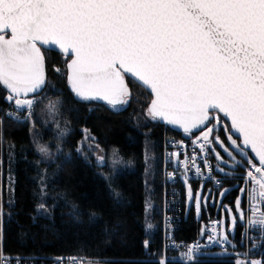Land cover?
Returning a JSON list of instances; mask_svg holds the SVG:
<instances>
[{
  "label": "snow or ice",
  "instance_id": "snow-or-ice-1",
  "mask_svg": "<svg viewBox=\"0 0 264 264\" xmlns=\"http://www.w3.org/2000/svg\"><path fill=\"white\" fill-rule=\"evenodd\" d=\"M43 46L58 49L68 61L67 82L78 100L103 101L114 110L126 105L127 75L150 91L147 113L153 120L189 136L198 131L193 145L201 153L207 155L215 143L233 168L246 165L242 179L252 187L239 191L249 202L248 222L264 226V0H0V86L14 105L10 117L33 115L46 82ZM59 103L49 101L48 112L54 114ZM218 125L227 146L213 135ZM65 135L67 130L59 132ZM37 147L47 155L46 146ZM170 155L186 169L191 161L200 174L195 152L183 161L180 152ZM216 158L228 163L219 152ZM97 160L103 163L104 157ZM199 200L197 195V212ZM236 211L243 220L240 198ZM209 240L229 242L227 235ZM198 247L188 246L187 260ZM158 264L168 262L161 258Z\"/></svg>",
  "mask_w": 264,
  "mask_h": 264
},
{
  "label": "trees",
  "instance_id": "trees-1",
  "mask_svg": "<svg viewBox=\"0 0 264 264\" xmlns=\"http://www.w3.org/2000/svg\"><path fill=\"white\" fill-rule=\"evenodd\" d=\"M44 56L46 87L38 98L31 121L19 124L5 120L3 124L5 183L3 191L0 188V249L7 255L24 258L77 257L99 264H158L162 257L163 140L166 134L178 133L153 119L146 127H136L137 116L148 114L151 96L130 80L131 98L125 107L118 106L114 110L105 104L76 101L67 88V60L49 51H44ZM5 96L0 86V112L5 107ZM47 101H60L57 105L59 117L70 129L61 155L51 163L40 161L33 147L31 129V122L36 129L41 128ZM85 129L103 151H113L119 157L121 163L117 171L97 165L77 151ZM219 134L224 135L223 128ZM146 142H150L156 155L150 184L145 183L143 153ZM243 172L244 168L239 167L227 176L240 178ZM9 179L14 188L10 204ZM235 183L243 184L242 180H232L226 181L224 186ZM192 185L196 187L199 183L192 182ZM237 195L238 189H234L224 201L233 206ZM148 197L154 204L153 229L149 234L145 226ZM41 204L47 215H38ZM215 209L203 208L199 219L193 207L186 210L176 238L188 243L194 241L199 223L212 216ZM218 212L221 216V209ZM241 227L238 225L234 239L235 250L241 248ZM261 258L264 262V249ZM234 259L235 256L229 255L207 256L192 262L169 258L167 262L236 264Z\"/></svg>",
  "mask_w": 264,
  "mask_h": 264
},
{
  "label": "built area",
  "instance_id": "built-area-1",
  "mask_svg": "<svg viewBox=\"0 0 264 264\" xmlns=\"http://www.w3.org/2000/svg\"><path fill=\"white\" fill-rule=\"evenodd\" d=\"M7 95V94H6ZM6 97V96H5ZM5 107L0 112V188L3 191L5 183V148H4V132L3 124L5 120L26 124L31 119H26V112L19 114V119L7 115L9 112H14V105H10L4 98ZM35 108L33 110L34 114ZM197 134L191 136L185 133L166 134L163 140L162 148V189H161V236H162V257L168 260L169 258L179 262H192L195 260L204 259L207 257V252L214 251H230L233 250L226 243H215L209 240V236H213L214 240L220 238L222 217L219 215L216 208L214 214L199 223L197 237L192 242H186L176 238V233L179 231L184 215L186 213V189L184 181L205 183L213 189L220 190L226 181L242 180L245 189L252 187L251 184L246 185L242 177L246 175L245 171L242 177L222 176L216 172L210 150L207 155L201 153L198 147H194L193 139ZM184 147H181L180 145ZM180 152V161L184 160L185 155L191 157L193 153L197 155L196 163L199 165L200 174L197 175V169L188 163L186 169L182 163H177L176 158L170 154ZM207 161V167L205 166ZM244 207L246 212V220L243 228L241 248L230 252L229 255L235 256L234 260H258L264 264L261 254L264 249V226L250 225L249 218L252 213L250 211L249 202L244 197ZM264 208V205H262ZM215 229V233L212 231ZM198 244L199 247L193 253V259L187 260L184 255L188 251V246ZM75 258V259H73ZM86 260L77 257H53V258H24L16 255H7L0 249V264H84Z\"/></svg>",
  "mask_w": 264,
  "mask_h": 264
},
{
  "label": "rangeland",
  "instance_id": "rangeland-1",
  "mask_svg": "<svg viewBox=\"0 0 264 264\" xmlns=\"http://www.w3.org/2000/svg\"><path fill=\"white\" fill-rule=\"evenodd\" d=\"M49 101L46 102V117L41 122V125L39 129H36L35 123L31 122V129H32V142L33 147L38 155L39 159L43 163H51L53 162L58 156L61 155L63 151V143L67 137V135L70 133V129L67 126V124L62 121V119L59 117L58 111H56L54 114H50L47 110V105ZM127 105V104H126ZM126 105H123L125 107ZM152 118L148 114L137 116L136 118V127L141 129L142 127H146L150 122H152ZM30 122V121H29ZM28 122V123H29ZM57 124L59 127H57ZM221 126L218 125L216 127L215 132L213 135H219L220 138L225 142L226 146L228 145L227 140V134L224 132V135H220L219 131L221 130ZM62 130H67V135L61 137L59 136V132ZM199 133L197 134V136ZM84 138L79 143V149L80 154L83 157H86L87 159L93 160L97 165L100 166H107L109 168H112L114 171H117L118 166H120V159L117 157V155H114L115 153L113 151L111 152H105L100 147H97V144L95 141L89 137V139H85V133ZM43 139V140H42ZM44 145L48 148L47 155L39 152L37 145ZM215 149L213 151L212 149ZM210 154L212 157V161L215 167L216 172H218L222 176L231 175L235 172L236 169L239 167L245 168L246 165H241L239 167L233 168L232 167V161L231 158L227 156V153L223 151V149L213 143V145L209 148ZM216 152H219L228 163H221L216 158ZM98 156L104 157V162L100 163L97 160ZM239 159V157H237ZM143 161L145 166V183L150 184L153 179V174L155 171V163H156V155L152 151L150 147V142H146L144 147V153H143ZM223 168V171H220V169ZM184 186L186 189V209L189 211L191 207L195 210L196 218L199 219L201 211L203 208H207L208 206L216 207L217 209H221V217H222V226H221V233L220 235H227L228 241L226 244H228L233 250L230 251H214V252H207V256L210 257H226L229 256L230 252H234L236 248V242L235 237L237 235V228L238 224L243 225L244 220L239 219V213L236 211V200L237 198L241 199V209L243 210V199L245 197V194H242L239 189L245 188L243 184L235 183L231 186H223L220 190L213 189L210 186H206L205 183H200L198 186L194 187L191 182L184 181ZM189 188H191V196L192 199H189ZM238 189V195L235 198L233 206L227 202L224 201V198L228 193H230L232 190ZM13 183L9 179L7 182V195H8V204L11 203V198L13 196ZM199 195V212H197L196 207V197ZM153 206L154 204L151 203L150 198L148 197L146 201V208H145V226L147 233H151L153 229V223H152V212H153ZM229 209H231V214L229 213ZM38 215H47V210L44 208H41L40 206L37 209ZM233 217H236V223L235 226H233L232 219ZM149 225L151 227L149 228ZM237 262V260L235 261ZM84 264H94L93 262L86 261Z\"/></svg>",
  "mask_w": 264,
  "mask_h": 264
},
{
  "label": "water",
  "instance_id": "water-1",
  "mask_svg": "<svg viewBox=\"0 0 264 264\" xmlns=\"http://www.w3.org/2000/svg\"><path fill=\"white\" fill-rule=\"evenodd\" d=\"M41 50H42L43 53H44V51H49V52H54V53L60 54V53H59V50H58V49H55L54 47L49 48L48 46H43ZM60 55H62V54H60ZM62 56H63V55H62ZM44 57H45V56H44ZM67 62H68V61H67ZM66 72H67V63H66ZM45 74H46V63H45ZM66 80H67V77H66ZM128 80H130V81L133 82L132 78L126 75V77H125V81H126L127 84H128ZM134 83H136V82H134ZM136 84H137L138 86H140L138 83H136ZM1 87H2V86H1ZM45 87H46V82H45V86H44V88H45ZM128 87H129V90H130V93H131V88H130L129 84H128ZM140 87H141V86H140ZM44 88L42 89V91L44 90ZM67 88H68V91L72 94L73 98H74L76 101H78V102H81V103L95 102V103H98V104H105L103 101H80V100H78V99L74 96V94L71 92L70 87H69V85H68V82H67ZM141 88H142V87H141ZM2 89L6 92V90H5L3 87H2ZM142 89H144V88H142ZM144 90H145V91L151 96L150 91H148V90H146V89H144ZM42 91H41V92H42ZM6 93H7V92H6ZM151 100H152V96H151ZM151 100H150L148 106H150V104H151ZM105 105H107V104H105ZM118 106H122V105H118ZM118 106H117V107H118ZM147 108H148V107H147ZM218 115L221 117L222 122H223L224 124H227V125L230 126V121H228L227 118L223 117V114H222V113H220V114H218ZM155 121H157L160 125H163V126H165V127H168V128L171 129L173 132H176V133H184L183 129H181V128H179V127H176V126H173V125L167 124V123H165L164 121L159 120V119H156ZM221 128H222V126H221ZM194 133H195V134H198L199 132L196 131V132H194ZM235 135H236V134H233L234 138H235ZM257 163H258V161H257Z\"/></svg>",
  "mask_w": 264,
  "mask_h": 264
},
{
  "label": "crops",
  "instance_id": "crops-1",
  "mask_svg": "<svg viewBox=\"0 0 264 264\" xmlns=\"http://www.w3.org/2000/svg\"><path fill=\"white\" fill-rule=\"evenodd\" d=\"M244 185V184H243ZM244 200V199H243ZM243 210H244V217H245V220H246V212H245V207H243ZM195 211V210H194ZM245 220H244V224L242 225V227L240 228V231L242 232V234H243V228H244V225H245ZM238 225H240V224H238ZM241 242H242V237H241V239H240V244H241Z\"/></svg>",
  "mask_w": 264,
  "mask_h": 264
},
{
  "label": "flooded vegetation",
  "instance_id": "flooded-vegetation-1",
  "mask_svg": "<svg viewBox=\"0 0 264 264\" xmlns=\"http://www.w3.org/2000/svg\"><path fill=\"white\" fill-rule=\"evenodd\" d=\"M94 264H99V263H94Z\"/></svg>",
  "mask_w": 264,
  "mask_h": 264
},
{
  "label": "bare ground",
  "instance_id": "bare-ground-1",
  "mask_svg": "<svg viewBox=\"0 0 264 264\" xmlns=\"http://www.w3.org/2000/svg\"><path fill=\"white\" fill-rule=\"evenodd\" d=\"M234 261H236V260H234ZM199 262V261H198Z\"/></svg>",
  "mask_w": 264,
  "mask_h": 264
}]
</instances>
